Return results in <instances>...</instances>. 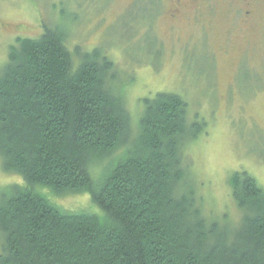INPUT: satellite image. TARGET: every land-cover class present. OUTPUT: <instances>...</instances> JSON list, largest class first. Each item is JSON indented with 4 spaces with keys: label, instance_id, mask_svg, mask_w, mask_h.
Here are the masks:
<instances>
[{
    "label": "trees",
    "instance_id": "1",
    "mask_svg": "<svg viewBox=\"0 0 264 264\" xmlns=\"http://www.w3.org/2000/svg\"><path fill=\"white\" fill-rule=\"evenodd\" d=\"M68 33L19 36L0 66V162L22 178L0 189V264H264V186L235 171L238 219L208 212L190 103L158 92L135 117L111 57ZM82 193L91 207L52 198Z\"/></svg>",
    "mask_w": 264,
    "mask_h": 264
},
{
    "label": "rangeland",
    "instance_id": "2",
    "mask_svg": "<svg viewBox=\"0 0 264 264\" xmlns=\"http://www.w3.org/2000/svg\"><path fill=\"white\" fill-rule=\"evenodd\" d=\"M136 5L132 0H0V66L17 37L36 38L44 25H60L68 28L71 47L100 48L111 57L135 117L144 98L158 92L183 95L190 118L200 119L204 129L190 144L186 162L198 175L208 212L237 220L229 176L246 170L264 186V30L258 36L246 31L245 38L242 29L231 35L224 30L228 26L214 22L206 42L197 22H169L160 14L152 21L149 6ZM16 182L22 178L4 172L0 162V189ZM52 198L68 209L91 207L86 193Z\"/></svg>",
    "mask_w": 264,
    "mask_h": 264
},
{
    "label": "flooded vegetation",
    "instance_id": "3",
    "mask_svg": "<svg viewBox=\"0 0 264 264\" xmlns=\"http://www.w3.org/2000/svg\"><path fill=\"white\" fill-rule=\"evenodd\" d=\"M136 1L137 9L143 5L149 6V15L155 21V16L161 15L169 22H197L202 29L204 41L212 34L213 23L228 26L224 30L234 34V30L242 29L245 38L246 31L260 35L264 30V0H132ZM224 17L226 21L221 22ZM249 42V39H247ZM251 42V41H250Z\"/></svg>",
    "mask_w": 264,
    "mask_h": 264
}]
</instances>
